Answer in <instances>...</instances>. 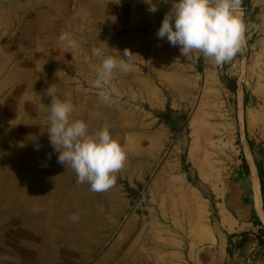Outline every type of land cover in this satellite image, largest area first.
<instances>
[{
	"label": "rangeland",
	"instance_id": "1",
	"mask_svg": "<svg viewBox=\"0 0 264 264\" xmlns=\"http://www.w3.org/2000/svg\"><path fill=\"white\" fill-rule=\"evenodd\" d=\"M48 1L64 21L46 25L44 38L68 34L76 46L64 41L61 55L72 65L95 70L102 62L92 55L95 47L117 59L127 49L134 65L114 73L110 103L91 82L83 88L85 115L93 112L100 130L108 127L127 160L115 174V216L103 219L115 222L113 230L69 232L70 243L80 234L85 240L63 249L67 264L74 258L84 261L76 264H264L256 242L264 221L254 212L250 187L252 170L258 181L264 171V18L251 0H241L237 13L241 50L223 65L198 51L182 56L157 38L170 2ZM242 233L246 243L235 250ZM32 249L2 250L14 264H30Z\"/></svg>",
	"mask_w": 264,
	"mask_h": 264
},
{
	"label": "crops",
	"instance_id": "2",
	"mask_svg": "<svg viewBox=\"0 0 264 264\" xmlns=\"http://www.w3.org/2000/svg\"><path fill=\"white\" fill-rule=\"evenodd\" d=\"M250 7L264 18V0H251ZM62 21L48 0L0 2V250L56 248L58 260L67 264L63 249L82 247L85 240L80 234L70 243L68 233L113 230L115 222L103 219L115 216L118 201L114 186L97 193L78 184L75 172L57 162L49 141L48 92L71 103V119L84 121L89 134L100 130L99 118L85 115L82 95L98 66L90 64L89 73L81 63L72 65L61 55L60 39L44 38L46 25ZM72 215L79 221L71 222ZM2 252L7 259L1 256L0 264H14L9 250ZM28 257L35 262L34 252Z\"/></svg>",
	"mask_w": 264,
	"mask_h": 264
},
{
	"label": "clouds",
	"instance_id": "3",
	"mask_svg": "<svg viewBox=\"0 0 264 264\" xmlns=\"http://www.w3.org/2000/svg\"><path fill=\"white\" fill-rule=\"evenodd\" d=\"M171 3V10L164 15L156 36L166 39L173 47H179L182 56L193 51L201 52L214 60L216 65L230 62L241 50L244 39V25L237 14L241 0H164ZM156 11L154 7L151 9ZM60 41L76 42L68 34H62ZM101 44H104L101 42ZM92 55L101 57L92 86L104 103L112 102L107 91L117 69L127 73L133 70L131 53L125 49L121 58L105 56L102 47L92 49ZM52 97L47 133L57 162L70 167L76 174L78 184L87 183L93 192H105L116 183V173L127 160L126 152L105 126L89 134L87 124L72 120V105L67 100ZM39 211V209H35ZM70 221H79V215H72Z\"/></svg>",
	"mask_w": 264,
	"mask_h": 264
},
{
	"label": "bare ground",
	"instance_id": "4",
	"mask_svg": "<svg viewBox=\"0 0 264 264\" xmlns=\"http://www.w3.org/2000/svg\"><path fill=\"white\" fill-rule=\"evenodd\" d=\"M252 172H253V177H252V182H251L250 187H251V191L253 192V209H254V212L256 213L257 217L260 220L264 221V216H263V212H262V203H261L259 181L255 175V169H253ZM8 233L11 236L13 235L12 232H8ZM14 234L17 235L16 233H14ZM41 248L42 247H35L31 250L32 252H34V257H35V262L32 264H65L64 262H60V260H58L59 258H57L56 253L52 254L50 252H46L45 250L43 251ZM3 255H4L3 256L4 259L6 260L7 258L5 257V254H3ZM79 262H81V260L79 258L73 259L74 264L79 263ZM83 262L84 261H82L81 263H83Z\"/></svg>",
	"mask_w": 264,
	"mask_h": 264
},
{
	"label": "trees",
	"instance_id": "5",
	"mask_svg": "<svg viewBox=\"0 0 264 264\" xmlns=\"http://www.w3.org/2000/svg\"><path fill=\"white\" fill-rule=\"evenodd\" d=\"M250 1V0H248ZM242 163H243V167L246 169V162L245 159H242ZM259 184H260V190H261V197L264 203V171H259ZM262 211H263V215H264V205L262 207ZM259 225V223L257 224ZM241 241H239V243L237 244V246H235V250H240L243 248V246L246 243V239L248 238V234L247 233H242L241 235ZM256 242L259 248H264V230H260L258 232V236L256 237ZM227 254L230 256L231 252L230 250H227Z\"/></svg>",
	"mask_w": 264,
	"mask_h": 264
}]
</instances>
